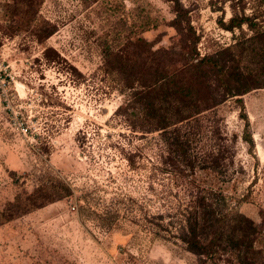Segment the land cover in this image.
<instances>
[{
    "label": "rangeland",
    "instance_id": "1",
    "mask_svg": "<svg viewBox=\"0 0 264 264\" xmlns=\"http://www.w3.org/2000/svg\"><path fill=\"white\" fill-rule=\"evenodd\" d=\"M12 1L0 0L9 79L0 89V264H199L176 237L197 185L223 189L254 221L264 254V87L243 94L244 107L229 97L188 126L198 161L187 180L163 163L156 132L125 119L119 109L129 91L103 67L107 49L123 52L139 38L176 59L189 53L187 22L173 25L176 2L42 0L38 15L57 31L40 42L7 21L1 4ZM248 1V12L264 10ZM180 2L201 35V55L236 41L241 31L218 23L221 2ZM224 8L227 20L229 3ZM221 146L220 166L205 167L207 152ZM62 183L73 193L49 199L45 191Z\"/></svg>",
    "mask_w": 264,
    "mask_h": 264
},
{
    "label": "trees",
    "instance_id": "2",
    "mask_svg": "<svg viewBox=\"0 0 264 264\" xmlns=\"http://www.w3.org/2000/svg\"><path fill=\"white\" fill-rule=\"evenodd\" d=\"M174 1L177 13L173 25L181 29L187 22L188 36L192 37L189 53L176 59L169 49L154 48L152 42L139 38L130 40L123 52L107 49L103 67L119 81L123 91H129L125 106L119 109H123L125 119L134 130L156 132L163 163L169 171L188 180V167H194L198 161V155L195 158L193 155V132L188 126L199 120L202 112L215 108L229 97H235L244 107L241 96L264 87V10L248 12V0H210L212 4L221 2L214 8L222 11L218 16L220 26L231 31L238 28L241 32L233 44L201 55L197 49L201 35L196 34L191 24L189 10L187 16L180 0ZM41 2L13 0L2 3L1 8L8 22H16L12 25L15 29H31L38 40L44 42L57 28L38 15ZM226 3L231 9L227 20ZM262 4L264 0H260ZM49 50L52 48H46ZM248 125L249 120H246ZM244 138L254 143L250 133ZM224 152L222 146L209 150L204 159L205 167H219ZM45 192L49 199L73 193L64 183ZM185 209V223L181 224L176 237L197 256L199 264L207 261L221 264L222 260L224 264H264L263 251L256 245L254 221L234 210L221 187L197 185L188 193ZM4 217L10 220L12 213H4Z\"/></svg>",
    "mask_w": 264,
    "mask_h": 264
},
{
    "label": "built area",
    "instance_id": "3",
    "mask_svg": "<svg viewBox=\"0 0 264 264\" xmlns=\"http://www.w3.org/2000/svg\"><path fill=\"white\" fill-rule=\"evenodd\" d=\"M6 68L3 63L0 61V89L5 92L9 84V79L7 78Z\"/></svg>",
    "mask_w": 264,
    "mask_h": 264
}]
</instances>
